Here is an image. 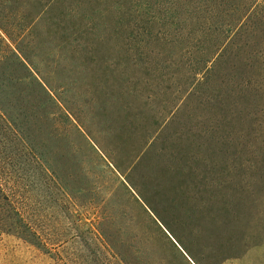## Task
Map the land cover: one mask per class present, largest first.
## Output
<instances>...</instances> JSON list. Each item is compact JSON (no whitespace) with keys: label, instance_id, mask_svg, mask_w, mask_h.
<instances>
[{"label":"rangeland","instance_id":"obj_1","mask_svg":"<svg viewBox=\"0 0 264 264\" xmlns=\"http://www.w3.org/2000/svg\"><path fill=\"white\" fill-rule=\"evenodd\" d=\"M218 18L189 23L188 0H0V104L23 134L0 120V264H193L133 186L196 264H264V23L255 41Z\"/></svg>","mask_w":264,"mask_h":264},{"label":"trees","instance_id":"obj_2","mask_svg":"<svg viewBox=\"0 0 264 264\" xmlns=\"http://www.w3.org/2000/svg\"><path fill=\"white\" fill-rule=\"evenodd\" d=\"M260 5V8L255 11V13L251 10L254 6ZM228 12V14H231L235 19L234 21L240 17V20L247 18L248 21L246 22V25H249L252 27L251 30H253V39L255 41H258L262 37V27L264 23V4H260L259 0H188V14L192 17H195L197 19H191L189 23L193 25L198 26H207L206 23L213 24L212 27L216 28V25L220 22L218 17H222ZM248 12V13H247ZM232 20V22H234ZM206 22V23H204ZM1 28L6 33L7 37L11 40H14L11 34V30L5 28L1 24ZM209 30V29H208ZM24 32L29 33V29H24ZM260 33L261 36L257 37L256 35ZM30 35V34H29ZM4 42L0 38V43ZM6 50L11 54V56L14 59V62L16 63V67L18 70H20V75L18 79L20 80H32L38 85L40 91L46 95L49 101H52L54 104L56 110L52 111V114H55L56 112L60 113V110H63V107L61 106L60 101L52 95L50 92V84L48 81H46L42 75L40 74L39 70L35 67L33 62L27 57V55L24 53L21 47L13 48L9 44H6ZM4 53L5 49L3 50ZM67 109L64 111V113L67 116V119L72 125L79 126L81 129V123L79 122V119L77 115L74 113L73 109ZM0 120L4 121L6 125L9 126L10 130L18 137L23 138L22 130H20V123L18 122V118L11 115L4 107L0 104ZM78 127V130L80 131ZM83 130V129H82ZM81 132V131H80ZM140 157V156H138ZM139 161V160H138ZM137 161V162H138ZM136 162V165H137ZM143 159L139 161L138 167L142 165ZM133 186V185H132ZM165 186V185H164ZM131 187V186H130ZM166 187V186H165ZM133 189L134 194H138L143 198V200L146 202L148 207L159 217V220L162 222L163 226L168 230V232L175 238V240L183 247V249L186 250L185 246L182 245L181 240H179L175 233L174 229L169 223H166L158 214L154 206H152L147 198L140 193L137 189H134V186L131 187ZM160 190H163L162 186L160 187ZM135 190V191H134ZM132 193V195H134ZM5 198L9 201L10 207H13V203L9 196H5ZM15 209V208H14ZM17 212V211H16ZM160 225V228L164 231V233L170 238L169 233ZM22 232V231H21ZM26 238V236H25ZM171 239V238H170ZM172 240V239H171ZM173 243H175L172 240ZM176 244V243H175ZM187 252V250H186Z\"/></svg>","mask_w":264,"mask_h":264},{"label":"water","instance_id":"obj_3","mask_svg":"<svg viewBox=\"0 0 264 264\" xmlns=\"http://www.w3.org/2000/svg\"><path fill=\"white\" fill-rule=\"evenodd\" d=\"M163 226L162 223H160ZM164 229L168 232V230L164 227ZM169 233V232H168ZM170 237L173 239V241L182 249V251L184 252V254L192 261L193 264H196L192 259L191 257H189V255L183 250V248L179 245V243L173 238V236L169 233Z\"/></svg>","mask_w":264,"mask_h":264},{"label":"crops","instance_id":"obj_4","mask_svg":"<svg viewBox=\"0 0 264 264\" xmlns=\"http://www.w3.org/2000/svg\"><path fill=\"white\" fill-rule=\"evenodd\" d=\"M112 163V162H111Z\"/></svg>","mask_w":264,"mask_h":264}]
</instances>
